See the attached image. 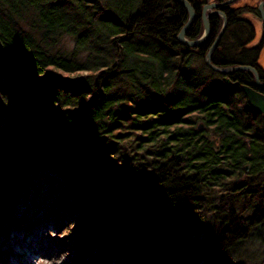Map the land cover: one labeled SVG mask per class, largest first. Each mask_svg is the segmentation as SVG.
Wrapping results in <instances>:
<instances>
[{
  "label": "trees",
  "instance_id": "1",
  "mask_svg": "<svg viewBox=\"0 0 264 264\" xmlns=\"http://www.w3.org/2000/svg\"><path fill=\"white\" fill-rule=\"evenodd\" d=\"M186 18L0 0V233L28 196L32 220L46 201L38 222L75 230L71 264H264V124L183 51Z\"/></svg>",
  "mask_w": 264,
  "mask_h": 264
},
{
  "label": "flooded vegetation",
  "instance_id": "2",
  "mask_svg": "<svg viewBox=\"0 0 264 264\" xmlns=\"http://www.w3.org/2000/svg\"><path fill=\"white\" fill-rule=\"evenodd\" d=\"M260 1L262 0L189 1L194 9L195 19L186 32V38L200 37L204 28V17L208 21L209 35L197 46L179 43L185 46L184 52L199 54L211 69L213 68L206 62V54L212 48L209 61L219 68L228 67L226 72L213 70L224 83L229 99L239 108L248 104L253 117H259L264 124L263 113L251 105L245 91V88H249L264 96V4L261 10ZM222 14L226 25L216 40L223 22ZM225 30L228 32L227 39L221 40ZM200 126L199 128H203Z\"/></svg>",
  "mask_w": 264,
  "mask_h": 264
},
{
  "label": "rangeland",
  "instance_id": "3",
  "mask_svg": "<svg viewBox=\"0 0 264 264\" xmlns=\"http://www.w3.org/2000/svg\"><path fill=\"white\" fill-rule=\"evenodd\" d=\"M262 59L264 60V57ZM28 198L30 197L26 196V199ZM20 199L21 197L18 201ZM22 199V202H18L14 197L13 206L9 209L11 219L2 221V225L5 227L3 234L0 233V249L7 251L8 254L0 255V264H71L73 249L70 241L75 230L70 227V229L62 231L61 228H64L65 225L60 226L59 223L50 225L45 221L38 222L45 213L44 209L48 207L46 201L35 214L33 221L30 215L25 212V205L29 201L26 202L23 196ZM12 216L17 220L28 216L30 222L18 223L17 226ZM49 216L52 215L48 214ZM31 221L33 222L31 223ZM15 224L16 226H14ZM258 248L261 246L248 242L245 247L247 251H242V253L252 258L258 253L255 251Z\"/></svg>",
  "mask_w": 264,
  "mask_h": 264
},
{
  "label": "water",
  "instance_id": "4",
  "mask_svg": "<svg viewBox=\"0 0 264 264\" xmlns=\"http://www.w3.org/2000/svg\"><path fill=\"white\" fill-rule=\"evenodd\" d=\"M175 1L182 4L188 12V18L177 34L178 41L181 43H185L187 45H190V46L200 45L201 43H203L208 38V35H209V27H208L209 25H208V21H207L206 17H204V28H203V32L200 35V37H198L197 39H187L185 34H186L187 30L189 29V27L194 22L195 12H194V9H193L191 3L188 0H175ZM224 26H225V19L223 21L222 30H223ZM222 30H221V32H222ZM221 32H219L216 40L219 38ZM211 50H212V48H210L206 54L207 64H209L214 70L223 71V72L226 71V69L219 68L209 61ZM245 91H246V94L248 97V101L251 103V105L253 107H255L257 110L261 111L263 113V116H264V96L258 94L257 92H255L254 90H251L249 88H245ZM78 150L80 152H82L83 154L90 155V152L85 148L78 147Z\"/></svg>",
  "mask_w": 264,
  "mask_h": 264
},
{
  "label": "bare ground",
  "instance_id": "5",
  "mask_svg": "<svg viewBox=\"0 0 264 264\" xmlns=\"http://www.w3.org/2000/svg\"><path fill=\"white\" fill-rule=\"evenodd\" d=\"M188 1H189V0H188ZM263 2H264V0L260 1V3H259V8H260L261 10L263 9V7H262V5L264 4ZM178 3H179V2H178ZM261 3H262V4H261ZM180 5H182V4H180ZM260 5H261V6H260ZM182 6H183V5H182ZM183 7H184V6H183ZM184 8H185V7H184ZM185 10H186V8H185ZM186 11H187V10H186ZM187 13H188V12H187ZM222 15H223V14H222ZM187 18H188V14H187ZM224 19H225V17H224V15H223V21H224ZM186 20H187V19H186ZM185 22H186V21H185ZM185 22H184V23H185ZM184 23L182 24V26L184 25ZM225 25H226V19H225ZM182 26H181V27H182ZM191 26H192V25H191ZM191 26H190V27H191ZM222 26H223V22H222ZM222 26L220 27L219 32H221V30H222ZM181 27H180V29H181ZM190 27H189V28H190ZM224 28H225V26H224ZM224 28H223V30H224ZM180 29H179V30H180ZM223 30H222V32H223ZM187 31H188V30H187ZM178 32H179V31H178ZM219 32H218V34H219ZM222 32H221V34H222ZM177 34H178V33H177ZM218 34H217V36H218ZM221 34H220V36H221ZM185 36H186V34H185ZM217 36H216V38H217ZM220 36H219V37H220ZM176 38H177V35H176ZM216 38H215V39H216ZM177 40H178V39H177ZM178 42H179V41H178ZM224 69H226V71H227V70H228V67H225ZM226 71H224V72H226ZM222 72H223V71H222ZM247 98H248V97H247Z\"/></svg>",
  "mask_w": 264,
  "mask_h": 264
}]
</instances>
